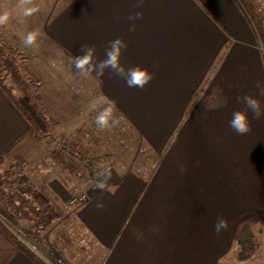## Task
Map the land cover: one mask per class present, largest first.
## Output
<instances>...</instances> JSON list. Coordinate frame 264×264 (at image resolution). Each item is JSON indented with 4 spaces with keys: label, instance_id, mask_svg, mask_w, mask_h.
Instances as JSON below:
<instances>
[{
    "label": "crops",
    "instance_id": "1",
    "mask_svg": "<svg viewBox=\"0 0 264 264\" xmlns=\"http://www.w3.org/2000/svg\"><path fill=\"white\" fill-rule=\"evenodd\" d=\"M134 3L34 0L38 11L23 17L18 0H1L0 12L7 11L10 19L0 25V39L18 53L19 73L34 81L36 102L27 108L41 131L38 137L24 136L12 150L23 160L29 181L53 207L55 217L37 230L34 244L24 243L29 254L0 229V264H264V230L259 229L261 233L254 238L253 254L238 260L228 242L237 237L243 224H249L229 223L225 240L212 224L207 228L202 223L203 210L198 207L203 202L202 190L217 198L225 186L230 198L241 203L239 213L264 209V164L254 159L255 172H250V160L235 158L232 153L244 150L246 144L254 150L252 146L260 139L255 142L252 138L264 136V120L252 116L257 128L246 135H238L228 126L232 112L244 110L238 99L244 95V57L252 94L258 95L256 82L264 80L257 33L237 0H145L140 9ZM134 11H142L143 18L135 21L136 31L129 32L133 22L128 16ZM29 31L39 33L38 47L24 45L22 35ZM117 37L128 43L121 57L123 65H139L154 73L143 90L128 88L108 72L99 79L94 74L82 77L72 65L71 58L79 54L81 44L95 46L96 57L103 59L107 42ZM252 71L255 77L250 76ZM203 88L213 103L206 110L201 109ZM12 91L3 83L0 86V153L28 126L13 103ZM258 99L264 102V97ZM218 100L226 101L227 106L213 107ZM107 101L115 103L119 124L103 130L106 135L124 131L138 136L146 156L159 157L165 151L164 162L175 151H186L192 157L190 170L195 181L182 186L177 198L185 202L173 208V213L168 211L178 222L161 223L156 239L132 238L129 233L138 216L151 212L144 201L149 191L147 177L120 170L123 164H108L106 168L113 173L112 191L103 194L105 208L98 210L94 198L100 193L93 186L100 168L94 172L85 169L84 161L73 151L75 145L91 143L99 129L95 117ZM93 102L98 104L95 110L90 108ZM218 120L221 128L216 127ZM46 135L49 140L42 137ZM203 166L208 168L199 177ZM74 168H80L85 178L88 198L67 206L71 181L79 174ZM249 226L253 229L251 223ZM172 230L181 231L183 247L196 244V252L189 257L165 255L161 246H168L170 238L163 241L160 234Z\"/></svg>",
    "mask_w": 264,
    "mask_h": 264
},
{
    "label": "rangeland",
    "instance_id": "2",
    "mask_svg": "<svg viewBox=\"0 0 264 264\" xmlns=\"http://www.w3.org/2000/svg\"><path fill=\"white\" fill-rule=\"evenodd\" d=\"M246 1L249 2V4L255 8L256 12L260 14L263 19L264 26V0ZM0 42L3 43L1 39ZM3 44L7 48H10L5 43ZM256 46L257 48L261 47V42L259 40L256 43ZM5 56L12 62L13 66L17 70L18 77L13 81L11 74L0 63V81L4 85H7L8 87L10 86L12 88V92L14 94L13 97L16 98L23 108H25L36 124L33 116L27 108L28 104L32 105L36 102L34 99V81L28 80L21 73H19L17 64L20 58L15 50L11 49L10 52L5 53ZM244 58V80L242 87L243 93L245 95L249 91L250 94H252V85L248 84V81L250 82L252 79H249V74L247 71V58ZM237 73L238 72H235L234 75H237ZM261 75L262 71H260V79L262 78ZM250 76L255 77L253 71L250 73ZM203 90L204 88L202 91ZM204 91L201 92L202 97L200 100L202 110H206L207 107L213 104L211 102V97ZM261 105L263 108L264 102L261 103ZM242 106H244L243 109H245V105L243 104ZM249 120L251 129L257 128L258 122H255V119L252 118L251 112ZM213 122L215 124V121ZM202 123L203 125L205 124L204 121H202ZM216 127H222V122L220 120H218L216 123ZM202 128H205V126H202ZM95 131L97 134L91 136L93 139L90 141L91 143L88 146L82 147L81 145H75L73 151H75L78 156L80 155V159L84 161L85 169L89 171H96L99 169L98 165L101 163H103L105 167L111 163H120L123 164L119 167L120 170L125 172L132 170L137 173H143L147 177L149 180V182H147L149 191L147 192L148 198L146 197L147 199L145 198L144 201H147L146 205L149 207V209H151V212L149 214L147 213V215L141 214V217L138 216L134 225V229L132 232L129 231V233L131 234L132 238L137 237L139 239L143 238L148 240H153L154 238L156 239L160 231L158 226L161 223H164V225H167V223L172 225V223L178 222L176 215L169 212L173 213V208H177L180 204L185 202V199L177 198L178 195H182V186L189 185L191 180L195 181V178L193 177L194 174H191L193 171L190 170L192 157L189 156L188 152L185 153L186 151H175L171 153L172 156L167 155L166 162H164L163 159L165 151H163L159 157H157V155H153L152 157L146 156V152L143 150L138 136H129V134L124 131H116L114 136L108 134L106 135L103 133V130L100 129H96ZM36 135L41 136V131L38 130ZM248 136L250 137V134ZM42 137H44L46 140H49L50 135ZM252 139H254L255 142L257 139L261 140H259V144L252 146L254 150H252L250 144H246L244 150L241 151L237 149L232 151V153L233 155L236 154V156L234 155L235 158L241 156L242 159L250 160V172H255V168L253 166L254 159H259L260 162L264 164V157L261 156L264 154V136H260L258 134ZM64 145L67 144L64 142L63 146ZM255 154L259 155L255 156ZM134 163L136 166H133ZM124 165L125 167H123ZM207 168V166H203L202 172L199 173V177L205 173ZM74 170L79 174L76 175L77 177H74L71 181V195L74 194L72 191L73 185H76L78 188L84 190L86 195H88L87 190L84 187L85 178L82 177L80 168H74ZM33 187V183H31L28 179V173L25 172L23 160H21L19 156L13 152L12 148H10L4 154V160L0 164V208L11 214L17 224L13 225L8 223L3 219V217H1V215L0 220L4 222V224L19 240L28 245L34 244L36 232L42 225H45V221L47 220L48 216L52 215L53 218L55 217V211L53 210V207L49 205V203L43 199L39 191ZM223 187V192H219L217 198L216 196L213 197L210 192L202 190L201 200H203V202L201 203L202 205L198 206L200 210H203L204 216H202V223H205L207 228L210 227V224H212L211 226L214 228L218 218L226 219L228 224L235 222L234 220H237V222H247L249 225L251 223V225H253V229H251V231L253 233V238H255L256 235L260 234L261 231L264 230V209L261 207H256L250 211L239 213L238 205L241 206V203L235 198H230L228 191L226 190L227 188H225V186ZM212 205L214 207H212ZM209 208H212L210 210L211 214L209 213ZM204 210H207V212L205 213ZM165 211L166 213H161ZM53 218H51L50 221ZM155 218H160V221H154ZM220 236L224 239L226 238L224 230L219 233V237ZM160 238H162L163 241H167V239L170 238V240H168L169 245H162L161 250L165 255L170 256L171 258L177 257L179 255L189 257L191 253L196 252L195 249L198 247L196 244H190L183 247V237L181 236V231L177 230L160 234ZM203 238H207V236ZM236 241L237 237L235 236V238L232 240L230 239V242H228L231 245L229 249L232 253V256H235L237 252L238 246ZM180 250L182 251L180 252ZM261 252V255H264V249H262ZM234 264L241 263H236L235 261Z\"/></svg>",
    "mask_w": 264,
    "mask_h": 264
},
{
    "label": "clouds",
    "instance_id": "3",
    "mask_svg": "<svg viewBox=\"0 0 264 264\" xmlns=\"http://www.w3.org/2000/svg\"><path fill=\"white\" fill-rule=\"evenodd\" d=\"M34 0H18V7L21 10V15L23 17L32 16L38 8L33 6ZM145 4V0H135L133 5L134 8L140 9ZM143 18L142 11H134L128 16V20L133 22L130 24L128 29L129 32L136 31L135 21L141 20ZM10 15L7 11L0 12V25H5L8 23ZM116 19H119L117 16ZM38 36L37 31H29L27 34L22 35V40L27 47H38ZM128 43L117 37L115 39L109 40L104 50V58L98 59L96 57L95 46L88 44H81L79 48V54L74 55L71 58L72 65L74 66L77 73L82 77H88L95 75L96 78H103L106 72L113 74L115 77L122 79L128 88H139L143 90L153 79L154 73L149 72L146 68L139 65L126 67L121 63V57L125 49H127ZM258 50H264V41L261 42V47ZM256 89L258 90V95L245 94L238 97L244 105V110H236L232 112V118L228 121V126L238 135H246L251 131L249 112L256 120H264V108H262L261 102L258 97H264V80H258L256 82ZM221 106H226V101L218 100L216 104L213 105L215 108ZM97 102L90 104L92 110L97 109ZM115 103L112 101H107L106 106H104L95 117V125L100 130L111 129L119 124V120L114 115ZM100 172L97 175V179L94 183V190L98 191L100 195L94 198L95 207L98 210H103L105 208V203L103 200L104 193H111L110 182L113 178V173L111 169L106 168L103 163L99 164ZM228 228V221L224 218H218L214 230L219 234L222 230Z\"/></svg>",
    "mask_w": 264,
    "mask_h": 264
},
{
    "label": "trees",
    "instance_id": "4",
    "mask_svg": "<svg viewBox=\"0 0 264 264\" xmlns=\"http://www.w3.org/2000/svg\"><path fill=\"white\" fill-rule=\"evenodd\" d=\"M237 1L241 5L247 17L249 18L251 24L253 25L255 32L257 33V36L259 38V41L260 42L264 41L263 19L260 16V14L256 12L255 8L252 5H250L249 2H247L246 0H237ZM10 50H11L10 48H7L2 42H0V63L11 74L13 81H14L18 77L17 70L13 66L12 62L5 56V53L10 52ZM1 85L2 83L0 81V86ZM12 100L18 112L27 121L28 126L26 130L24 131V133L18 136L15 139V141H13L10 144L9 148H7L6 150L0 153V164L4 160V154L8 151V149L15 146L24 136L31 135L33 137H38L36 135V132L39 130V128L34 123L30 114L25 110V108H23V106L16 100V98H13ZM0 215L8 223L13 224V225L17 224L14 217L11 214L7 213L5 210H2L1 208H0ZM51 218H53L52 215H49L45 223H48ZM0 229L11 238V240L15 243L17 248L25 251L28 254L30 253L26 245L21 240H19L1 220H0ZM236 243L238 246L236 257L238 260L247 259L253 254L255 245H254L253 233L249 225L243 224L240 227L238 231Z\"/></svg>",
    "mask_w": 264,
    "mask_h": 264
},
{
    "label": "built area",
    "instance_id": "5",
    "mask_svg": "<svg viewBox=\"0 0 264 264\" xmlns=\"http://www.w3.org/2000/svg\"><path fill=\"white\" fill-rule=\"evenodd\" d=\"M261 52H262V56L264 58V50H261ZM72 191L74 192V194L70 196V198L68 200V205L76 204V203H83L86 201L87 195H86V192L84 190L78 188L76 185H73ZM59 264H63V263H59Z\"/></svg>",
    "mask_w": 264,
    "mask_h": 264
}]
</instances>
